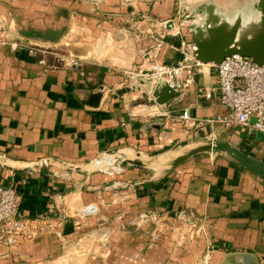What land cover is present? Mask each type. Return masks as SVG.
Instances as JSON below:
<instances>
[{
  "label": "crops",
  "instance_id": "0c3cea01",
  "mask_svg": "<svg viewBox=\"0 0 264 264\" xmlns=\"http://www.w3.org/2000/svg\"><path fill=\"white\" fill-rule=\"evenodd\" d=\"M257 5L0 0V186L21 193V216L36 229L15 248L0 246V264H197L208 248L211 264H264V178L222 158L198 156L155 179L138 168L109 177L45 162L88 167L111 150L154 156L209 137L264 160L255 119L246 128L215 121L226 110L217 94L201 93L216 84L212 72L157 109L130 111L148 96L136 76L155 45L147 37L163 22L183 23L178 36L161 31L160 60L172 63L208 20L236 29L239 46L253 42L262 29ZM20 42L29 48H10ZM70 57L79 66L69 67ZM156 110L167 116L153 117ZM147 214L154 220L139 218ZM182 219L203 233L189 239Z\"/></svg>",
  "mask_w": 264,
  "mask_h": 264
},
{
  "label": "built area",
  "instance_id": "2783aa9c",
  "mask_svg": "<svg viewBox=\"0 0 264 264\" xmlns=\"http://www.w3.org/2000/svg\"><path fill=\"white\" fill-rule=\"evenodd\" d=\"M123 4L131 5L133 0H122ZM183 26H176L173 22H163L152 35L147 38L155 42L152 49L145 55V69L141 70L136 76L148 83L149 90L146 97L137 99L131 103L132 113L143 112L146 107L157 109L160 106L152 96L154 88L158 84H167L174 91L175 95L185 94L186 90L196 83L197 78L205 72H212L216 75V84L213 87L202 89L201 93L207 100H211L215 94L218 95L221 105L226 113L216 118V122L233 127H249L251 120L255 119L254 127L264 134V62L261 66L257 65L253 59L239 56L226 58L221 64L205 63L199 59L197 48L194 42L183 41L181 53L183 58L172 63L160 60V53L165 41L163 40L162 30L172 36L181 34ZM29 45L11 43L10 48L17 50L19 47L28 49ZM64 61V59H62ZM69 67L79 66L76 59L70 57L66 61ZM130 77H134L133 74ZM143 87L141 84H139ZM145 111V110H144ZM152 114L153 117L167 116L165 111H158ZM188 117L187 112L183 118ZM100 163L106 162V156L99 157ZM109 175L120 174L122 168L103 170ZM68 181L71 176H67ZM122 183L117 182L110 186L114 191L119 190ZM23 198L19 191L12 186H0V246L8 249L15 248L21 238H32L36 235L33 225L23 219L20 213V206ZM148 215V216H147ZM140 215L139 218L145 222L151 214ZM150 216V217H149ZM187 232L194 236V224L189 219H182ZM201 232L203 231L200 228ZM188 234V235H189ZM212 249H207L205 254L200 257L197 264H211Z\"/></svg>",
  "mask_w": 264,
  "mask_h": 264
},
{
  "label": "water",
  "instance_id": "95a60500",
  "mask_svg": "<svg viewBox=\"0 0 264 264\" xmlns=\"http://www.w3.org/2000/svg\"><path fill=\"white\" fill-rule=\"evenodd\" d=\"M257 4L262 17V29L257 39L239 46L235 43L236 29L228 31L222 25L211 27L216 21L208 20L197 34V41H194L199 59L205 63L221 64L226 58L239 56L253 59L257 65L261 66L264 62V0H257ZM152 96L158 105L163 106L174 98L175 91L167 84H158ZM104 155L106 162L97 161L95 165L81 168L53 158L45 159V162L58 169L87 175L106 169L138 168L152 173L155 179L162 174L175 171L195 157L212 156L222 158L264 178V160L246 154L237 145L220 137L198 139L154 156L134 152L125 153L122 150H111Z\"/></svg>",
  "mask_w": 264,
  "mask_h": 264
},
{
  "label": "rangeland",
  "instance_id": "374dc122",
  "mask_svg": "<svg viewBox=\"0 0 264 264\" xmlns=\"http://www.w3.org/2000/svg\"><path fill=\"white\" fill-rule=\"evenodd\" d=\"M97 162H95V163H93L92 165H95ZM92 165H90V166H92ZM122 169H123V167H122ZM96 173H104V174H107L109 177H114V176H117V175H120V174H114V175H109L107 172H104L103 170H101V171H98V172H96ZM117 181V180H116ZM194 230V236H193V238H191V235H189V239H194L196 236H199L201 233H203V231L201 232V230L200 231H198L199 230V228L198 229H193ZM197 232H198V234H197ZM205 234H206V232H205ZM188 236V235H187ZM186 236V237H187ZM212 248V247H211ZM209 249V248H208ZM207 250V249H206ZM205 254V253H204ZM202 257V256H201Z\"/></svg>",
  "mask_w": 264,
  "mask_h": 264
}]
</instances>
